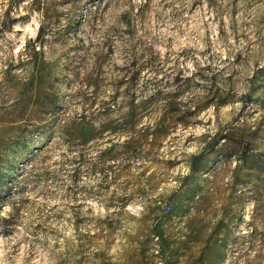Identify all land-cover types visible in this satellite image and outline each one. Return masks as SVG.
Segmentation results:
<instances>
[{"label":"rangeland","instance_id":"rangeland-1","mask_svg":"<svg viewBox=\"0 0 264 264\" xmlns=\"http://www.w3.org/2000/svg\"><path fill=\"white\" fill-rule=\"evenodd\" d=\"M0 264H264V0H0Z\"/></svg>","mask_w":264,"mask_h":264},{"label":"trees","instance_id":"trees-1","mask_svg":"<svg viewBox=\"0 0 264 264\" xmlns=\"http://www.w3.org/2000/svg\"><path fill=\"white\" fill-rule=\"evenodd\" d=\"M116 99V96L113 97V100ZM88 101L87 105L89 108H93L95 103L91 99H86ZM141 112L138 113V106L133 102V99L129 102L128 112L125 114L124 120L121 124H114L112 122H107L104 126L100 128H96L94 124L91 122V118L89 116L81 117L70 124L68 127V132L73 136L77 137V139L81 140L84 144H87L90 140H93L96 137L102 136L106 132H115L119 135L124 134H134L136 130V126L138 122L141 120L144 114L148 111V105L142 104ZM105 111H107L105 109ZM131 145L130 142L127 143L129 147ZM130 148V147H129ZM113 155V150H109L105 155L102 156V159L106 157H110Z\"/></svg>","mask_w":264,"mask_h":264}]
</instances>
